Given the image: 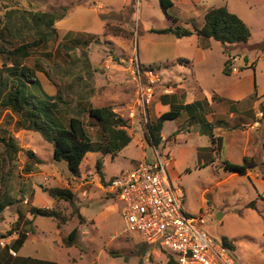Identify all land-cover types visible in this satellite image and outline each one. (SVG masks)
I'll return each mask as SVG.
<instances>
[{
  "label": "rangeland",
  "instance_id": "374dc122",
  "mask_svg": "<svg viewBox=\"0 0 264 264\" xmlns=\"http://www.w3.org/2000/svg\"><path fill=\"white\" fill-rule=\"evenodd\" d=\"M170 1L172 6L166 14L159 0H14L0 3V20L7 9L61 16L53 25L55 38L32 48L22 64L35 72L48 96L61 89L62 95L68 98L72 93L62 80L70 82L74 76L68 73L70 64L71 72L82 78L80 86L72 87L76 94H91L86 102L90 106L112 107L126 120V131L131 137L130 143L114 159L100 153L86 154L79 176H72L63 161L53 160L50 143L39 133L18 129L16 116L0 108V136H12L19 148L14 161L7 162L0 143V193L5 191L15 200L0 212V264H21V258L55 264H166L168 250L165 247L159 250L142 246L137 234L123 232L121 204L103 191L101 180L119 176L138 162L152 158L153 148L144 140L145 125L155 118L154 98L160 93L172 92L170 88L177 73L193 71L205 90H221L231 85L229 78L221 73L222 51L230 55L231 72L248 68L243 77L250 89L249 76L253 75L257 86L255 93L239 105L224 102V106H212L209 111L223 112L215 114L213 120L220 118L224 123H213L212 128L203 127L201 122L198 126L182 120L164 122L161 133L165 140L155 148L161 157L169 158V180L179 192L188 215L203 219L201 230L217 242L223 238L232 242L229 256L234 264H264V117L260 114L264 108V0ZM209 7H226L242 19L250 30L247 43L227 48L212 40L207 59L195 60L191 68L186 62L195 59L198 37L193 34L175 39L164 35L172 38V43H163L151 53L158 61L175 60L166 63L145 60L147 49L143 50L141 45L159 38L152 29L180 25L192 30V23L201 27ZM200 42L205 44V41ZM15 45L16 42L0 32V73L4 71L3 65H11L2 52ZM84 54L89 74L81 70L78 63L79 59L83 61ZM62 70H67L66 76L60 75ZM135 74L144 86L151 88L144 110L136 103ZM57 106L63 113L65 109ZM85 106L73 99L68 107L76 110ZM131 111L134 112L132 118L129 117ZM195 115L200 114L196 112ZM82 120L87 124L86 114ZM86 129L92 140L97 141L98 130L89 126ZM207 129H211L214 137L221 138L220 146L217 142L215 145L219 153L211 151ZM179 133L176 140L175 135ZM243 157L257 162L249 174L240 175L223 168L226 161L241 164ZM200 159L213 162L200 166ZM98 161L99 170L96 168ZM50 188H64L73 194L83 223H79L69 203L53 200L47 194ZM30 207L55 210L64 216L65 223L58 227L53 218L32 216L28 212ZM75 227L79 231L76 244L65 247L62 238ZM23 231H27V237L22 246L13 251L10 247Z\"/></svg>",
  "mask_w": 264,
  "mask_h": 264
},
{
  "label": "trees",
  "instance_id": "16d2710c",
  "mask_svg": "<svg viewBox=\"0 0 264 264\" xmlns=\"http://www.w3.org/2000/svg\"><path fill=\"white\" fill-rule=\"evenodd\" d=\"M3 1L14 0H0V3ZM159 3L165 14L172 6L170 0H159ZM60 17L50 13L19 9H7L4 12L2 20H0V32H4L8 38L16 42V45L2 52L11 65L8 67L3 65L2 70L4 71L0 73V108L9 110L16 116L15 126L18 129L39 133L44 140L51 144L53 160L63 161L72 176H79L81 163L86 154L100 153L102 155H109L111 159H114L130 143L131 137L126 131V120L116 114L112 107L90 106L86 102L91 94H82L80 92L76 94L77 91L73 88L80 86L82 78L80 75L71 72L70 64H68V73L74 76H72L70 82H64L61 79L63 84L67 83L66 87L72 93L69 98L62 95L61 89L57 90L55 95L48 96L43 91L35 72L22 64L21 61L29 56L32 48L45 44L55 38L56 33L53 25ZM192 26V30L175 25L174 27L152 29L151 32L159 35H173L176 39L189 37L194 34L202 41L212 39L222 45V47L227 48L240 44L244 45L250 37V30L246 23L226 7L207 8L203 16L202 26L196 27L193 23ZM226 54L228 56L223 63L222 71L225 75H229L231 61L229 53ZM83 58V61L78 60L81 66L80 69L87 71L89 74V64L85 54ZM66 74L67 70L60 72L62 76H66ZM47 76L50 78L49 74ZM254 87L256 88V85ZM90 91L92 93L91 89ZM73 99L79 100V102L84 103L86 106L79 107L76 110L71 109L68 106ZM211 100L216 101L219 98L216 94H212ZM58 104L61 105L63 110L65 109L64 111L62 110L64 114L61 112V109H58ZM261 109L260 114L261 118H263L264 108L262 107ZM84 114L87 116V124L82 120ZM178 115L177 111L169 110L147 121L144 135L147 145L158 147L163 141L161 137L163 123L175 120ZM87 126L98 130L99 136L97 141L92 140L86 129ZM202 126L212 128L210 124L206 123H202ZM207 130L211 141V151L219 153V147L215 145L217 142L220 146L221 138L214 137L211 129ZM0 143L4 147V160L13 162L19 151L14 138L12 136H6V138L0 136ZM212 162L213 160L210 163ZM100 166L101 164L98 161L96 164L97 170L100 169ZM256 166L257 162L251 157H243L241 164H233L227 161L223 163V168L226 171L240 175H246L250 169ZM99 174L102 179L103 177L100 172ZM101 181L102 183L105 182V180ZM46 192L53 200H64L69 203L72 213L76 215L80 224L83 223V217L74 205L73 194L69 190L50 188ZM14 202L15 200L7 192L3 191L0 193V212ZM28 212L32 216L53 218L57 221L58 227L65 223L64 216L55 210L30 207ZM26 233L27 231L19 232L10 249L16 251L20 248L27 237ZM78 234V229L76 227L73 228L62 238V244L65 247L73 246L76 244ZM141 243L142 246L146 245L143 242ZM221 243L229 249H233L232 242L223 238L221 239ZM20 261L21 264H55L30 258H21ZM166 264L176 263L170 256H167Z\"/></svg>",
  "mask_w": 264,
  "mask_h": 264
},
{
  "label": "built area",
  "instance_id": "2783aa9c",
  "mask_svg": "<svg viewBox=\"0 0 264 264\" xmlns=\"http://www.w3.org/2000/svg\"><path fill=\"white\" fill-rule=\"evenodd\" d=\"M135 76L136 103L144 110L151 88ZM133 113H129L130 118ZM152 148L151 159L102 183L103 191L121 204L123 232L137 234L143 243L159 250L165 247L176 264H234L230 249L201 230L203 219L188 215L169 180V158Z\"/></svg>",
  "mask_w": 264,
  "mask_h": 264
},
{
  "label": "crops",
  "instance_id": "0c3cea01",
  "mask_svg": "<svg viewBox=\"0 0 264 264\" xmlns=\"http://www.w3.org/2000/svg\"><path fill=\"white\" fill-rule=\"evenodd\" d=\"M168 37H174L173 35H165ZM164 35H159L157 40L155 39L153 42H144L141 47L144 50V47H146L145 54L146 58L145 60L150 63H166L170 62L172 60H165V61H158L156 58L153 57L152 53L157 48L160 47L163 43L165 44H171L172 38H167ZM161 37H164L163 39ZM166 38V39H165ZM175 38V37H174ZM176 39V38H175ZM157 41V42H156ZM212 39L206 40L204 45L200 42V39L197 38L196 40V52H195V59H191V61L187 60V66L188 67H194L193 64L196 63L197 60H205L207 59V51L210 49V43ZM152 52V53H151ZM222 55V62L227 58V54H224V52H221ZM196 60V61H195ZM179 63V62H177ZM182 65V64H180ZM248 68L243 67L240 71L237 70V73L235 69H233V72H231L230 67V73L229 75H225L223 73V66L221 67V73L229 78L231 81V85L227 88H223L221 90L219 89H208L205 90V86L201 85L199 79L197 78L196 74L192 72L190 73H177V75L174 76L173 80V87H171V93L170 94H158L156 98H154V103L152 107V111L154 114V117L160 116L162 113H165L169 110L177 111L179 113L178 117L174 121L182 120L185 121L187 124H192V126L196 125L198 126V122L210 124L211 126L213 123L217 124H224L221 122L220 118H217L216 120H213V117L215 114L220 115L223 114V112H213L209 111V109L214 105H220L224 106L222 103H233L235 105H239L243 100L251 96V94L255 93V90L257 89L254 87L255 79L253 75L249 76V80L251 82V88L248 89L245 84L246 77H243V72L247 70ZM252 72H254V69H252ZM175 85V86H174ZM217 88V87H214ZM264 90V89H263ZM189 92H192V95L189 94ZM216 94V96L219 98V100L212 101L211 95ZM217 102V103H215ZM187 106V107H186ZM193 110H196L193 112ZM198 112L200 115H195V113ZM202 112H204V115H202ZM242 113V111H240ZM239 112V113H240ZM243 116V113H242ZM219 117V116H218ZM180 134L175 135V139L178 140L180 137ZM162 140L164 141V137L162 136ZM210 162L209 159H200L198 160V164L200 166H205ZM136 165V164H135ZM133 165V166H135ZM249 174V172H247ZM27 234V233H26Z\"/></svg>",
  "mask_w": 264,
  "mask_h": 264
},
{
  "label": "water",
  "instance_id": "95a60500",
  "mask_svg": "<svg viewBox=\"0 0 264 264\" xmlns=\"http://www.w3.org/2000/svg\"><path fill=\"white\" fill-rule=\"evenodd\" d=\"M217 219H219V215H217Z\"/></svg>",
  "mask_w": 264,
  "mask_h": 264
}]
</instances>
